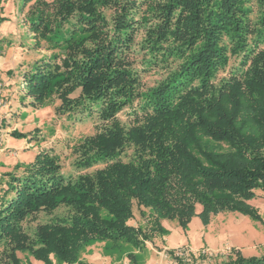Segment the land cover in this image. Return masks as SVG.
I'll return each instance as SVG.
<instances>
[{"label": "trees", "instance_id": "1", "mask_svg": "<svg viewBox=\"0 0 264 264\" xmlns=\"http://www.w3.org/2000/svg\"><path fill=\"white\" fill-rule=\"evenodd\" d=\"M19 1L33 45L49 52L23 75L29 106L56 98V111L94 113L99 125L72 146V172L42 151L2 174L0 264H20L19 253L79 264L93 241L139 249L163 236L162 221L185 227L197 206L204 222L221 212L258 219L248 202L264 193V0ZM134 208L147 211L143 228L128 224ZM169 257L264 264L238 253Z\"/></svg>", "mask_w": 264, "mask_h": 264}, {"label": "rangeland", "instance_id": "2", "mask_svg": "<svg viewBox=\"0 0 264 264\" xmlns=\"http://www.w3.org/2000/svg\"><path fill=\"white\" fill-rule=\"evenodd\" d=\"M27 7L20 10L19 0L7 2L1 16L8 18L0 25V101L6 106L0 109L2 119V146L0 150V177L3 173L26 170L35 156L47 151L58 157L62 171L72 172L74 155L71 148L84 137L96 132L99 125L94 113L80 110L58 112L59 101L50 99L42 108L35 110L25 94L23 75L35 61L48 57L49 52L42 43L35 47L33 35L29 32L25 16ZM137 41L140 33L136 34ZM157 77L148 74L143 77L151 85ZM129 110L123 109L118 119L127 122ZM13 133L19 135L14 137ZM18 166V167H17ZM1 179V178H0ZM258 215L253 219L238 212L213 214L204 222L200 207L189 223L183 227L178 221H162L163 236L144 243L139 249L120 243L114 246L108 241H93L82 247L78 253L79 264H172L169 253L180 256L205 254L211 261L234 257L238 253L243 259L264 258V193L255 191V197L248 202ZM62 214L59 210L55 214ZM134 217L129 225L144 227L147 211L140 214L133 209ZM45 216L40 214L39 219ZM20 264H44L28 253H19ZM51 264H64L51 256Z\"/></svg>", "mask_w": 264, "mask_h": 264}, {"label": "built area", "instance_id": "3", "mask_svg": "<svg viewBox=\"0 0 264 264\" xmlns=\"http://www.w3.org/2000/svg\"><path fill=\"white\" fill-rule=\"evenodd\" d=\"M1 91H2V85H1V83H0V93H1ZM5 106H6V104L5 103H3V102H1L0 101V109H3V108H5ZM2 119H0V150H1V146H2V142H3V140H2V133L4 132L2 129Z\"/></svg>", "mask_w": 264, "mask_h": 264}]
</instances>
